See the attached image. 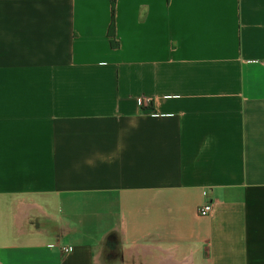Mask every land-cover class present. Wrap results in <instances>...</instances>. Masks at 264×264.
Wrapping results in <instances>:
<instances>
[{
  "label": "crops",
  "instance_id": "crops-1",
  "mask_svg": "<svg viewBox=\"0 0 264 264\" xmlns=\"http://www.w3.org/2000/svg\"><path fill=\"white\" fill-rule=\"evenodd\" d=\"M0 264H264V0H0Z\"/></svg>",
  "mask_w": 264,
  "mask_h": 264
},
{
  "label": "built area",
  "instance_id": "built-area-1",
  "mask_svg": "<svg viewBox=\"0 0 264 264\" xmlns=\"http://www.w3.org/2000/svg\"><path fill=\"white\" fill-rule=\"evenodd\" d=\"M138 105L142 106V102L139 101ZM197 213H198V216H200V217H209L211 215V213H212V204L211 203L204 204V205L198 207ZM70 250H71L70 247L61 248V251L63 253H68Z\"/></svg>",
  "mask_w": 264,
  "mask_h": 264
},
{
  "label": "trees",
  "instance_id": "trees-1",
  "mask_svg": "<svg viewBox=\"0 0 264 264\" xmlns=\"http://www.w3.org/2000/svg\"><path fill=\"white\" fill-rule=\"evenodd\" d=\"M108 37L111 39L110 44L112 48H116L118 46V43L115 41L114 11H112L111 23L108 30Z\"/></svg>",
  "mask_w": 264,
  "mask_h": 264
}]
</instances>
